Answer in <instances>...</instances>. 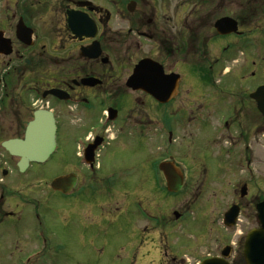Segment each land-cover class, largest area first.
I'll use <instances>...</instances> for the list:
<instances>
[{
  "label": "flooded vegetation",
  "instance_id": "flooded-vegetation-1",
  "mask_svg": "<svg viewBox=\"0 0 264 264\" xmlns=\"http://www.w3.org/2000/svg\"><path fill=\"white\" fill-rule=\"evenodd\" d=\"M7 1L4 11L0 7V37L9 40L6 48H0V63L4 66L0 70V115L14 104L17 108H11L7 126L0 120V135L7 127H21L18 133L2 139L0 145L5 139L22 138L34 110L45 109L52 113L56 124L55 150L44 163L32 162L24 172L34 173L33 165L41 169L55 154L68 158L61 170L45 181L48 185L49 180V190L43 201L30 200V209L4 208L6 199L0 187V243L2 235L11 231L16 245L20 234L30 233L24 242L36 244L34 249L39 252L63 248L66 243L47 238L43 227L29 230L35 222L40 223V206L44 216L53 220L47 209L55 207L51 199L55 195L59 198L60 222L79 226L75 234L78 240L73 243L84 250L106 248L108 243L103 237L109 234L110 223L115 220L118 224V215L125 212L117 207L113 210L114 205L102 210L99 202L114 194L118 201L125 198L133 181L145 184L149 180L161 188L164 176L158 165L165 160L178 163L171 147L180 129L186 132V139L192 140L186 144L184 158H179L183 168L190 167L185 160L193 152L197 166L207 169L205 156L211 154L208 144L223 142L231 130L235 133L228 139L237 138L234 143L244 145L239 162L246 167L252 165L253 153L250 157L246 151L253 135L264 131V121L249 94L260 83L255 73L248 76L254 81L247 89L240 80L231 84L226 77L225 82L221 79L230 72L226 53H245L258 43L241 31L245 21L241 14L221 8L223 0H44L42 5L28 1L21 11L12 10V0ZM263 7L264 0H253L254 15ZM40 8L44 14L41 38L34 28L35 10L39 13ZM223 18L232 19L240 33L220 34L215 25ZM20 21L33 30L31 44L17 36ZM9 47L11 51L5 54ZM179 53H200V58L195 62L185 56L179 59ZM210 53L214 55L208 60ZM35 55L39 58L36 62ZM145 59L159 66L154 67L152 83L165 87L161 100L146 90L148 83L152 84L150 78L147 82L143 77L139 84L128 82L136 64ZM151 62L148 69L153 68ZM20 75L21 79L28 77L29 82L16 91ZM195 88L212 89L213 93L198 103ZM34 98L40 102L30 103ZM19 108L26 111L25 116ZM148 135L157 138L158 154L155 149L151 151L154 155L147 154L144 138ZM125 145L139 148L138 156L119 166L113 162L114 154L124 150ZM67 175H74V182L65 184L61 191L51 188L53 178ZM196 181L201 185L205 179L198 176ZM260 200L264 196L256 198L254 208ZM139 212L141 220L135 231H127L115 246L128 250L129 255L133 246V263L187 264L183 257L168 252L169 242H164V232L185 222V214L179 212L180 217L174 219L161 210ZM254 219V227H258L256 210ZM240 234L237 242L229 243L228 264H245L242 252L246 233ZM218 255L220 252L207 256ZM19 260L17 264L29 263V258L26 262Z\"/></svg>",
  "mask_w": 264,
  "mask_h": 264
},
{
  "label": "rangeland",
  "instance_id": "rangeland-1",
  "mask_svg": "<svg viewBox=\"0 0 264 264\" xmlns=\"http://www.w3.org/2000/svg\"><path fill=\"white\" fill-rule=\"evenodd\" d=\"M28 1H34L42 5L44 0H12V10L17 8L21 11ZM223 1L221 8H225L224 10L229 13L235 14L237 12L241 14L243 20H245L241 31L246 33L247 38L258 44L257 47L250 48L245 53H226L228 59L226 60V66L230 69V72L223 76L221 81L225 82L224 77L231 84H236L240 80L244 89H247L248 85L254 81V79H248V76L255 73V79L264 83V41H262L264 39V7L260 9L257 15H254L253 0ZM7 4V0H0L2 11L7 7ZM37 6L36 4L35 8ZM40 9L39 13H37V9L35 10L34 21L37 25L34 28L41 38L44 30L40 24H42L44 14L42 8ZM213 55V53H210L208 60H211ZM182 56L189 57L194 61L200 58V53H189L188 56L179 53L178 58L182 59ZM38 59L35 55L34 61L36 62ZM3 68L4 66L0 63V70ZM20 77L21 75L18 78ZM241 77H244V79L241 80ZM19 81V88L16 91H21L22 85L29 82V79L24 77L23 79L20 78ZM191 90H194V88H191ZM195 93L198 95L197 102L199 103L205 100L208 94L213 93V90L205 91L204 88H195ZM210 98L211 100L215 99L214 96ZM37 100V98L30 99V103H39L40 101ZM11 108L15 110L17 105L14 104ZM11 108L2 111V114L5 115H0V120H4L5 126L9 124L7 119L9 118L8 114L11 113ZM19 110H21L20 114L25 116L26 111L20 108ZM258 124L262 125L261 119H259ZM253 126H255V123ZM19 127L21 125L12 128L7 127L0 135V141L18 133ZM231 133L234 135L235 132L231 130ZM231 133L226 134L230 136ZM228 136L225 137L223 142L218 143L216 141L211 145L208 144L209 147L211 146L209 148L211 154L204 155L208 158L206 160L207 169L204 165L197 166L196 154L193 152H190L185 160L188 161L190 167L183 168L182 160L180 161L179 158H184L186 144L192 140L186 139L188 137L186 132L180 129L178 138L176 137L177 141L171 147V155L176 157L174 159L178 161L176 163L179 167H182L185 175V184L177 194L167 193L164 190L165 188L163 189L164 185L161 186V189L159 185L156 186L150 183L149 180L145 184H138L139 181H133L127 188L125 198L118 201L117 196L114 194L107 197L106 200H101L99 202L100 209L109 210L114 205L113 210H116L117 207L125 212L118 215L120 218L118 224H115V220L110 223L109 234L105 237L102 236L104 241L108 243L106 248L100 246L99 248L84 250L83 247H78L73 243L78 240L75 234H77L79 226L76 223H65L64 225L63 222H60L59 198L54 195L51 199L55 207L47 209L53 215V220H49L44 216V209L40 206L38 208L41 216L40 223L35 222L33 228L29 230H36L38 229L37 226H41L47 238L62 240L66 245L61 249H49L39 252L34 249L36 244H26L24 242L30 233L20 234L19 237L21 238L16 245L14 243L15 238L12 232L9 231L4 233L1 238L0 264H17L21 261L19 259L27 258L34 264H137L132 262L133 246L129 248V255L128 250L119 249L115 245L123 241V236L127 231L130 230L131 233L135 231L138 222L141 220V218H138L140 217L139 210H161L165 215L171 217L173 211H179L187 216L185 222H179V225L176 224V226L164 232L167 234V237H164V242H169L170 249L168 252L170 251L173 255H176L175 257H183L187 264H196L205 255L219 254L223 245L237 242L238 237L241 236L240 232L246 233L247 230L256 225L253 204L257 197L264 196V131H260L257 136L255 134L252 137V143L249 144V149L246 152L249 153L250 157L253 153V159L251 158L253 162L248 167L245 166V163L241 164L239 162L244 145H240L239 142L234 143L237 138L230 141ZM155 140L157 138L150 135L144 138V142L147 143L148 155H154L151 154L153 149H155L156 154L159 152L158 143L156 148ZM69 141L66 142L67 145H70ZM231 142L234 144L233 146ZM153 146L154 148H152ZM122 149L124 150L115 151L113 160L115 164L121 166L123 162H133L137 159L139 148L134 145H125ZM67 158L63 157L62 159L61 154H55L53 160L42 166L41 169L38 165L32 166L34 168L32 171L36 174L30 170L20 174L15 165L17 158L9 156L0 145V179H3L0 182V187L3 188L2 194L6 199L4 208L26 210L31 208L29 205L30 200L43 201L47 190H49V180L47 181L48 185L45 184V181L61 170L63 167L62 162H67ZM56 162L58 164H55ZM2 169L8 171L5 176L1 174ZM198 176L201 177V180L202 178L205 179V182L201 185L196 181ZM244 183L247 185V194L245 197L240 198L239 189ZM7 202H11V206H8ZM233 203L241 206L239 220L234 227L225 229L222 224V216ZM187 222H189V225L184 226ZM187 226H189L188 230L186 229ZM31 262L28 264H32ZM147 264H158V261Z\"/></svg>",
  "mask_w": 264,
  "mask_h": 264
},
{
  "label": "water",
  "instance_id": "water-1",
  "mask_svg": "<svg viewBox=\"0 0 264 264\" xmlns=\"http://www.w3.org/2000/svg\"><path fill=\"white\" fill-rule=\"evenodd\" d=\"M216 28L220 34L230 33L236 30L235 22L230 18H223L217 21ZM33 30L24 26L22 21L18 23L17 36L25 44H31ZM9 43L8 39L0 37V48H6ZM10 47L4 50L8 54ZM149 60H140L136 64L128 82L139 84L143 77L144 81L149 82L154 77V67L148 69L151 65ZM157 66V65H156ZM159 67V66H157ZM146 76V79H145ZM150 78V79H149ZM146 90L155 98L163 99L161 95L165 94V87L158 88L150 83ZM253 97L257 102V107L264 117V86H260L254 93ZM55 121L52 113L48 110L38 109L33 112V118L27 123L23 138H13L2 142V147L12 156L19 158L17 165L20 170H24L30 162H44L55 148ZM163 171L166 180L167 190L169 192H178L183 183L182 172L173 164V162H162L159 165ZM5 173V171H4ZM74 182L73 175L59 176L51 182V187L55 190H63L65 184ZM67 185V186H68ZM240 195L246 194V186H242ZM257 210V219L260 223L259 228L252 229L246 236L243 247V255L246 264H264V201L255 206ZM239 213V207L232 205L224 214V224L232 226L235 224ZM230 247H225L220 257H212L203 260L200 264H228L226 258L229 256Z\"/></svg>",
  "mask_w": 264,
  "mask_h": 264
}]
</instances>
